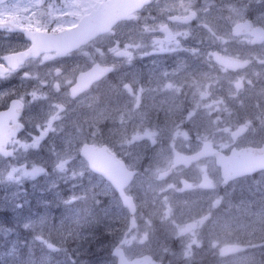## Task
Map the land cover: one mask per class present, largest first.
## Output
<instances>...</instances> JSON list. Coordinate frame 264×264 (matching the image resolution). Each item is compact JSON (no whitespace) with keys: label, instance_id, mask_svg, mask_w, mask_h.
<instances>
[{"label":"flooded vegetation","instance_id":"obj_1","mask_svg":"<svg viewBox=\"0 0 264 264\" xmlns=\"http://www.w3.org/2000/svg\"><path fill=\"white\" fill-rule=\"evenodd\" d=\"M129 1L0 0V170L38 166L39 157L57 158L65 139L83 133L77 145L89 207L101 211L113 196L112 206L128 219L133 209V225L122 244L128 257L148 253L156 264H217L255 254L252 261H258L264 255V231L248 233L246 205L238 198H254L251 180L264 170L224 182L215 152L264 147L262 130L245 140L251 128L246 117L255 126L264 121V0H133L128 12L103 11L111 3L130 9ZM98 21L107 25L104 30L88 27ZM83 32H92L90 38L74 46L46 44L53 34H65L72 42L82 39ZM94 64L110 70L86 90L72 93L78 76ZM133 73L139 74L129 81L123 76ZM94 91L101 96L92 114L84 100ZM216 102L222 104L220 115ZM201 117L206 124L201 125ZM217 117L238 121L223 145L210 125ZM239 124L246 130L233 138ZM83 145L95 149L93 155L103 161L99 164L132 172L124 188L130 208L107 180L90 170L88 154L80 152ZM72 146L70 140L63 155ZM30 152L39 155L36 164L29 160ZM103 153L106 158L100 157ZM69 159L63 157L60 170L64 184L75 168L66 166ZM54 160L43 162L53 182L58 179ZM244 180L250 183L238 192L235 185ZM139 187L142 197L137 196ZM69 193L66 188L64 198ZM198 194L202 196L195 198ZM145 197L151 199L147 207L141 204ZM155 211L148 224L159 230L164 212L179 214L181 219L173 221L177 239L128 255L126 247L141 232V216ZM165 248L169 255L163 259Z\"/></svg>","mask_w":264,"mask_h":264},{"label":"rangeland","instance_id":"obj_2","mask_svg":"<svg viewBox=\"0 0 264 264\" xmlns=\"http://www.w3.org/2000/svg\"><path fill=\"white\" fill-rule=\"evenodd\" d=\"M137 74L139 73L123 76L129 81ZM223 79L224 77L217 76V80ZM100 96L101 93L95 91L88 95V99L84 100L87 112L92 114L97 112V101ZM259 102L257 103L260 104ZM215 106H220L216 111V115H220L222 104L216 102ZM213 107L214 105L210 107V110ZM246 119L251 124V128L245 140L257 138L260 130L264 133V121L255 126L251 122L254 121L253 118L250 120L246 117ZM199 122L201 125L206 124L205 117H201ZM237 122L230 121L226 117L222 119L217 117L213 124L209 122L215 131L217 143L223 145L230 141L229 128L231 124ZM82 138L83 133L76 132L70 139H65L59 150H56L57 158L49 155L46 160H43L36 153L33 155V152H30L28 158L33 160L34 164L39 157L38 166L26 165L19 170H0V264H114V258H111L108 249H111L112 245L121 238L122 230L128 224V217L112 206L115 201L113 196L101 211H93L89 207V193L86 190L84 176L81 175L85 170L79 168L82 160L79 157L77 143L79 144ZM70 140L75 146L66 148L65 156L63 149L68 146ZM63 157L71 158L66 166L71 164L75 167L71 169V177L66 184H59L60 190L66 188L70 190L68 198H63L59 192H55L57 187L53 184L48 167L43 164L45 161L52 163L55 158L52 169L59 171L64 166ZM215 174L217 176L218 172L216 171ZM39 177H41L40 181ZM251 181L255 185V190L252 192L257 194L253 199H243V197L238 199L243 200L246 205L245 212L248 219L245 225L248 233L262 232L264 231V174L259 173ZM97 182L100 183V180ZM249 183L250 181L244 180L236 184V190L240 192L241 187L248 186ZM102 186L105 193H110L108 185ZM137 190V196H144L141 187ZM46 191L51 192L47 195ZM199 196L202 194L194 197ZM30 199L35 201L37 207L30 204ZM141 204L147 207L151 205V199L145 197L141 199ZM3 211L7 214L5 215ZM157 211L141 216L138 224L141 231L140 237L138 235L136 238L141 239L143 245H140V241L136 239L134 243L126 247L128 255L143 253L159 244L162 247L170 245L172 240L177 239L178 225L173 221L175 217L181 219L179 214L164 212L161 217L163 220L161 230H159L158 227L153 228V224L149 225L157 216ZM21 242L24 245L19 253ZM168 252L169 248H165L163 259H166ZM155 253L159 252L156 250ZM261 253L264 254V247ZM182 254L183 251L179 253V256L181 257ZM254 255L216 263L264 264V255L258 261H252ZM168 258L176 260L178 257L168 256Z\"/></svg>","mask_w":264,"mask_h":264},{"label":"water","instance_id":"obj_3","mask_svg":"<svg viewBox=\"0 0 264 264\" xmlns=\"http://www.w3.org/2000/svg\"><path fill=\"white\" fill-rule=\"evenodd\" d=\"M131 4L130 9L128 8H120L117 9V4H109L106 8L103 9V11H109V12H128L132 8H134V1H129ZM98 10V9H97ZM95 10V11H97ZM106 13V12H105ZM97 17V16H96ZM82 24H85L83 22ZM107 25H105L103 22H96L94 24L89 23L88 27L92 28L93 30L99 31L103 30V28H106ZM84 27V26H82ZM93 31V32H96ZM92 32H83L82 36L83 38L77 41H68L66 39L65 34L59 35L55 34L53 36H50L49 39L46 41V44L50 46V48H53L60 44L61 46L64 45L66 47L74 46L75 44H80L88 40L91 36ZM74 42V43H73ZM219 62L222 64H227L226 61H224L222 58H218ZM109 70L108 67L101 66L98 64L93 65L89 70L86 72H83L79 75L76 84L72 87L73 93H78L79 91L86 88L91 82L94 80H97L98 78L102 77L107 71ZM246 128L244 125H240L239 128L232 132L233 138H236L238 135L242 134ZM95 149L91 148L90 146L84 145L82 147L81 153L82 154H88L89 164L97 173H100L105 179H107L112 186L116 189V191L119 193V196L121 197L123 203L130 207L131 200L129 197L126 196L124 193L123 188L128 184L132 172L126 171L122 168H119L117 166L112 167L110 166H103L102 164H99L98 162H103L102 160L96 159L95 155H93ZM203 152L206 151V147H203ZM207 152V151H206ZM202 152H198L196 155L201 156ZM93 156V157H92ZM264 148H242L240 150H232L231 153L228 156H224L223 154H220L216 152L217 157V164L221 166V174L224 178V181H227L231 178L241 176L244 174H250L253 173L259 169L264 168ZM95 157V158H94ZM100 157L106 158V154H100ZM92 158V159H91ZM104 161H107L106 159ZM204 184L210 186L211 182L208 179H205ZM131 211V217H130V223L129 228L130 230L132 223H133V209H130ZM128 232V231H127ZM124 242V238L113 248V254L116 256V264H155L156 260H154L151 255L144 254L141 256L128 258L123 248L121 247L122 243Z\"/></svg>","mask_w":264,"mask_h":264},{"label":"trees","instance_id":"obj_4","mask_svg":"<svg viewBox=\"0 0 264 264\" xmlns=\"http://www.w3.org/2000/svg\"><path fill=\"white\" fill-rule=\"evenodd\" d=\"M19 248H20V250H19V251L21 252V251H22V247H19Z\"/></svg>","mask_w":264,"mask_h":264},{"label":"bare ground","instance_id":"obj_5","mask_svg":"<svg viewBox=\"0 0 264 264\" xmlns=\"http://www.w3.org/2000/svg\"><path fill=\"white\" fill-rule=\"evenodd\" d=\"M260 104H263L262 102H259ZM263 242V241H262Z\"/></svg>","mask_w":264,"mask_h":264}]
</instances>
